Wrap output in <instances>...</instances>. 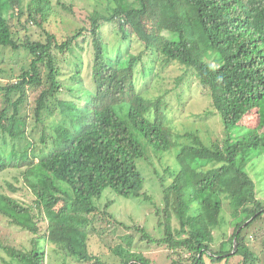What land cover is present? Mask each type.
I'll return each instance as SVG.
<instances>
[{
	"label": "trees",
	"instance_id": "1",
	"mask_svg": "<svg viewBox=\"0 0 264 264\" xmlns=\"http://www.w3.org/2000/svg\"><path fill=\"white\" fill-rule=\"evenodd\" d=\"M75 1L0 0V46L31 57L15 81L0 83V174L10 171L13 181H5V187L32 196L28 204L0 186V222L33 234L30 249L17 248L0 226V261L46 264V246L55 244L87 263L97 259L87 249L92 235L119 258L118 264H150L135 250L131 232L111 245L113 234L123 228L162 247L168 264L259 262L262 234L254 235L252 228L264 217V202L255 190L263 183L258 179L264 168L253 167L264 158V131L259 130L264 128V0H83L79 8L86 12L89 39L79 40L86 27L61 42L51 33L42 42L27 32L29 26L42 27L54 6L76 14ZM148 8L157 14L154 32L143 27ZM103 24L116 25L122 41L135 35L143 48H118L111 56ZM20 30L25 33L19 36ZM81 43L92 46L86 75L76 51H83ZM208 45L211 63L199 58ZM59 54L76 60H61ZM171 64L184 68L176 77L178 87L194 78L211 97L223 138L206 144L197 130H179L169 120L164 94L144 96L160 68ZM254 110L255 128L239 123ZM174 151L175 164L164 167L166 176L154 173L159 183L171 180L160 208L143 189L139 165L146 161L155 170ZM184 189L188 196L181 200ZM103 194L107 200L151 201L164 217L163 236L153 238L146 226L118 219L108 210L111 201L97 207L94 201ZM172 218L178 228L170 225ZM43 220L46 230L35 236ZM225 222H232L230 234ZM76 241L82 242L78 248Z\"/></svg>",
	"mask_w": 264,
	"mask_h": 264
},
{
	"label": "rangeland",
	"instance_id": "2",
	"mask_svg": "<svg viewBox=\"0 0 264 264\" xmlns=\"http://www.w3.org/2000/svg\"><path fill=\"white\" fill-rule=\"evenodd\" d=\"M69 4L73 0H62ZM88 4H94V0H85ZM84 1V2H85ZM83 0H76V6L74 7V13H69L67 10L60 6L52 7L50 11V16L48 20L44 22V25L41 27L39 25L29 26L28 33L32 34L34 37H37L42 42L47 38L46 33L54 34L56 37L54 38L56 41L61 42L65 39L66 36L71 35L76 32L79 28L86 27L84 30V36H80L79 40L82 38L89 39V34L87 33L89 28L88 23L84 21L86 18V12L80 6H84ZM85 2V3H86ZM100 3V2H99ZM100 6L99 4H97ZM102 8V7H100ZM157 18L156 11L148 8L146 14L142 18L143 27L150 32L155 31V21ZM12 23V21H11ZM103 31V35L108 39L106 43V51L113 56L114 52L118 48H122L123 50H128L131 52H137L143 48L142 43L138 40V38L134 35L129 37V40L122 41L121 36L116 33V25L111 26L110 24H103L101 27ZM23 30H20L19 36L24 34ZM105 33V34H104ZM84 46L83 51H79L76 49L77 54L80 56V59L84 62L82 67L83 75H86L90 70V61L92 59V46L87 43H81ZM61 60L74 61L76 58L71 57L70 54H59ZM31 57L24 52L23 50L11 51L9 47L0 46V83H5L8 81H15L17 75L22 69H26L28 64L30 63ZM78 59V58H77ZM65 67V64H63ZM68 66H72L69 63ZM184 68L179 64H171L165 68H160L157 75L154 77V81L150 84L147 92L144 93V96L147 98H152L157 95L164 94L167 103L168 109L166 112L168 113L169 120L173 122V124L182 131L186 130H197L202 139L206 144L209 143L210 139H215L217 137L223 138L225 136L223 125L221 119L218 114L214 110L213 106L210 103L211 97L206 94V91H202L199 81L190 78L189 83L177 86L176 77L179 76ZM183 87V94L180 93V88ZM36 92H32L30 96V100L28 103V112H32V106L34 104L33 98L35 97ZM208 110V114H204L205 110ZM246 127L255 128L258 125V115L254 110L249 114H246L242 120L239 122ZM261 132L264 131V128L261 127L259 129ZM177 151V150H176ZM176 151L171 154H167L164 156L161 161L156 164V169H152L149 166L148 162L141 161V165H139V169L141 174L145 178V184L143 189L152 195L153 199L157 202V205L162 208L163 207V193L162 191L169 185L171 180L167 178L163 180L162 187L159 183V179L154 174L155 172L159 173V176H166L164 171V167L166 165H174L175 160L174 156ZM257 166V167H256ZM264 168V158L259 159L255 162V167L253 168ZM261 170V169H260ZM262 171V170H261ZM263 172V171H262ZM10 171L0 174V186L4 187V191L8 192L11 196H16L20 201H26L28 204L32 201V196L27 192L22 190L19 191H11L6 188L4 185L5 181H13L10 176ZM258 175V172H255V176ZM264 173L261 176L263 183L258 182L255 188L256 197L260 198L264 202ZM21 186L18 184V187ZM168 188V187H167ZM107 194H103L99 200L94 201L95 205L103 204L107 205L109 201L111 203L108 205V210L111 212L116 211L115 216L118 219H122L123 222L129 225L142 224L146 226V229L149 230L151 236L153 238H160L163 236L164 229V217L162 213L157 215L151 201H143L141 203L137 202L136 197H116L113 199L109 198V200L104 197ZM181 200H185L188 196V189H184L181 194ZM104 198V199H102ZM102 199V200H100ZM36 214L38 215V211L36 210ZM230 214L227 201L224 203L223 207V215L225 218H228ZM178 219L172 218L170 225L172 228H178ZM227 225V223H224ZM230 222L225 229L227 234H230L233 226ZM0 226L5 227L3 230L5 232V236L8 238V241L11 244L17 246V248L23 247V249H30L31 246V238L33 234L27 231L21 230V228H17L14 226H8L5 221L0 222ZM47 223L45 220L39 221L37 226V235H43L46 230ZM126 232L133 233V244L135 246V250L140 251L143 255L149 260L150 264H168L169 260L166 258V252L161 250V248H155L154 245L148 243L144 240L140 239V233L136 231H132L131 229H123L119 228L117 233L113 234L111 245L114 243L120 242V239L117 237ZM252 233L254 235L262 234L261 240L264 245V217L260 222L252 228ZM219 234V232H217ZM229 236V235H228ZM88 251L95 255L97 259H91L87 263L85 262H77L73 258L66 255V253L58 248L55 244H49L46 246V264H118L119 258L115 256V254L110 251L108 248L104 247L102 242L95 236H88L86 241ZM82 242H75V246L80 247ZM7 260L9 259L7 256H4ZM208 261V259H207ZM0 264H3L0 261ZM213 264H223V261L219 263ZM233 264V262L229 263ZM256 264H264V254L262 258H260L259 262Z\"/></svg>",
	"mask_w": 264,
	"mask_h": 264
},
{
	"label": "clouds",
	"instance_id": "3",
	"mask_svg": "<svg viewBox=\"0 0 264 264\" xmlns=\"http://www.w3.org/2000/svg\"><path fill=\"white\" fill-rule=\"evenodd\" d=\"M212 51V49H210V47H209V45H208V47H207V49L205 50V52L204 53H202V55H200L199 54V58H201V59H203V60H205L206 62H212V57H211V55L209 54L210 52Z\"/></svg>",
	"mask_w": 264,
	"mask_h": 264
}]
</instances>
